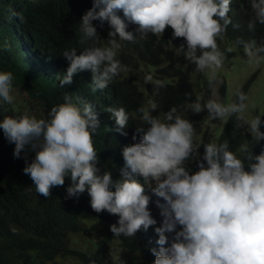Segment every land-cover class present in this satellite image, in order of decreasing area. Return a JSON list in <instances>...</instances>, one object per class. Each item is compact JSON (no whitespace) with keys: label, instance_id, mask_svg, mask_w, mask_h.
Returning <instances> with one entry per match:
<instances>
[{"label":"clouds","instance_id":"1","mask_svg":"<svg viewBox=\"0 0 264 264\" xmlns=\"http://www.w3.org/2000/svg\"><path fill=\"white\" fill-rule=\"evenodd\" d=\"M231 4H238V0H93L79 23L83 40L91 41V45L79 55L76 48L63 52L69 66L60 86L70 85L75 74L88 70L93 92L107 88L128 70L117 59L123 43L149 34L161 35L166 26L173 30L174 37L185 41L186 48L182 44L175 49L176 54L194 64L195 71H209V87L222 83L216 73L223 68L226 54L218 40L224 39L229 25L240 27L233 24L238 19L233 16L232 21L228 15ZM246 5V27L255 33L258 25L264 26V0H246ZM235 13L246 18L243 8ZM93 21L108 23L111 31L106 41L99 39ZM129 24L136 25L134 32L127 30ZM237 44L249 63L257 67L264 63V41L240 40ZM13 79L11 72L0 71V104L14 102ZM234 96L228 104L222 99L210 97L205 102L198 97L182 111L172 107L162 118L151 115L158 108L155 101L138 108L142 125L149 127H138L139 142L123 148L124 167L118 180H113L110 172L100 175L96 167L93 136L99 121L94 105L80 106L71 94H65L64 102L52 107L43 118L4 116L0 130L15 145L14 158H20L29 146L35 152L23 171L33 181L36 193L47 198L53 187L63 186L69 178L67 198L87 191L95 212L119 217L109 228L117 240L133 238L138 230L147 231L156 224L148 209L150 197L136 177H142L145 184L154 182L152 193L163 200L156 202L163 220L155 228L159 247L152 249L154 264H264V150L253 156L246 142L238 155L230 150L227 140L208 143L197 165L199 170L190 174L185 166L196 157L198 148L195 128L184 118L187 110L199 113L206 109L212 120L239 115L240 127L246 126L254 141L264 140L260 131L264 114L248 119L242 115L248 109L247 94L237 88ZM105 111L111 114L115 131L126 135L123 130L130 114L125 108L109 107ZM244 160L255 161L249 163V171L244 170ZM118 264H124L119 257Z\"/></svg>","mask_w":264,"mask_h":264},{"label":"trees","instance_id":"2","mask_svg":"<svg viewBox=\"0 0 264 264\" xmlns=\"http://www.w3.org/2000/svg\"><path fill=\"white\" fill-rule=\"evenodd\" d=\"M93 0H0V71L13 74V88H21L29 99L43 103L50 111L54 106L64 102L65 94H71L73 101L83 106L91 103L97 113L99 128L93 136V145L97 151L99 174H112L113 180L121 179L120 170L124 167L122 150L139 142L141 133L138 127L145 130L149 127L139 118L137 109L147 107L148 102L155 101L158 108L151 113L153 117L162 118L172 107L182 108L188 103L196 102L198 95L194 89V81L199 85L201 73L195 71V65L189 63L183 55L178 56L175 49L186 44L183 38H176L173 30L166 26L161 35L149 34L134 42H124L117 53L121 64L129 67L149 68L153 81L148 77H140L148 83L144 86L132 84L127 75L132 71L120 73L107 88L92 91V73L88 70L74 75L70 85L60 86V78L69 66L62 57L65 50L76 48L77 54L91 45V41L83 40L79 23L82 16L92 7ZM228 14L238 19L229 25L224 39L218 40V45L225 41L238 43L240 40L255 39L264 41V26H257L255 33L247 30L248 11L246 0H238V4L230 5ZM243 8L246 18L235 13ZM234 15H233V14ZM123 18V13H117ZM100 40L108 39L111 31L105 21H93ZM136 25L129 24L128 31L135 30ZM83 41V42H82ZM138 75L135 74L134 79ZM209 82L202 84L197 90L200 93ZM250 83L242 90L247 93ZM226 85L223 81L220 99L224 100ZM79 98V99H77ZM123 107L130 114L128 126L123 130L126 135L115 131L116 125L106 108ZM11 104H0V119L4 116H17ZM195 128L194 143L198 146L195 158L185 162L190 174L198 171V163L202 162L204 145L221 143L227 140L230 150L238 155L245 143L253 156L264 150V140L254 141L245 128H238L237 118L228 119L222 133L217 139L204 128L201 115L184 117ZM264 121V117H261ZM264 133V125L260 126ZM133 136L136 139L133 140ZM15 145L9 143L0 130V264H62L63 260L74 261L76 264H115L110 243L113 234L109 228L116 224L119 217L106 211L95 212L90 206L87 191L78 197L67 198L66 189L70 185L65 178L63 186H55L46 198L36 193L35 185L23 169L35 157L30 146L21 153L20 158H14ZM249 163L244 160L245 171H249ZM144 186V194L150 197L148 209L156 224L147 231L138 230L133 238L121 237L118 243L122 252L142 255L143 264H154L155 256L152 249H158V239L155 228L160 226V214L156 202L163 203L162 198L152 193L151 181L145 184L142 177H136ZM84 221L95 224L90 229L95 242L88 251L73 250L70 247V237L84 232ZM105 236V237H104ZM167 246V245H166Z\"/></svg>","mask_w":264,"mask_h":264},{"label":"rangeland","instance_id":"3","mask_svg":"<svg viewBox=\"0 0 264 264\" xmlns=\"http://www.w3.org/2000/svg\"><path fill=\"white\" fill-rule=\"evenodd\" d=\"M219 47L221 50L225 51L226 54V61L223 68L218 69L216 73L218 80L222 81V83L225 81L226 85V95L223 102L225 104L231 103L235 99L234 93L236 89H243L248 83H250V87L246 93L248 96V109L242 115L248 119H251L252 115L264 114V63H262L259 67L249 63L248 58L244 54L243 48L239 47V45L235 42L225 41ZM229 48L232 50L228 51ZM127 69L128 70L126 72H133V74L127 75L131 78L133 85L137 84L138 86H144L148 82L153 81V75L149 72V68L147 67L143 68V72H141L140 68H134V66L131 67V69L127 67ZM121 73L124 75V72ZM135 74L138 75L137 79H134ZM140 77H148V82L146 80H140ZM149 77H151V79H149ZM209 78L210 72L205 71L201 73L199 85H197V82L194 81V89L198 97H203L205 102L210 97L214 99H220L222 83L216 84L213 87H204L203 90L198 93L197 90L200 88V86H202V84L209 82ZM213 92L218 93V95L212 96ZM12 95L15 99L11 106L14 108L17 114H28L39 119L45 117L48 113L43 103L29 99L21 88H13ZM179 109L182 111L183 107ZM196 115H201L203 117L204 128L209 129L210 133L214 136V139L219 137L223 131V128L225 127L226 122L229 119L212 120L209 117L206 109L199 113H196L192 110H187L184 113V117ZM261 117H264V115H261ZM236 118L237 126L240 127L239 115H237ZM243 128H246V126ZM151 183L153 187H155V183L152 181ZM158 219L160 220L161 226L163 217L160 214L158 215ZM94 224L95 223L92 221L83 222V226L86 230L70 237L71 249L88 251L89 248H93L95 239L90 233V229ZM110 246L112 250H114L113 257L115 264H118V257L124 262V264H143L145 262V258H143L142 255H130L126 252H122L118 240L114 237L112 243H110ZM62 264H76V262L63 260Z\"/></svg>","mask_w":264,"mask_h":264}]
</instances>
